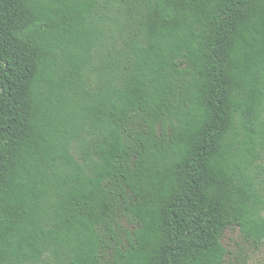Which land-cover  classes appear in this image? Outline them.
Segmentation results:
<instances>
[{"label":"trees","instance_id":"1","mask_svg":"<svg viewBox=\"0 0 264 264\" xmlns=\"http://www.w3.org/2000/svg\"><path fill=\"white\" fill-rule=\"evenodd\" d=\"M264 244V0H0V264H226Z\"/></svg>","mask_w":264,"mask_h":264},{"label":"rangeland","instance_id":"2","mask_svg":"<svg viewBox=\"0 0 264 264\" xmlns=\"http://www.w3.org/2000/svg\"><path fill=\"white\" fill-rule=\"evenodd\" d=\"M224 243L231 253L226 264H264V244L256 246L247 243L238 229H228Z\"/></svg>","mask_w":264,"mask_h":264}]
</instances>
